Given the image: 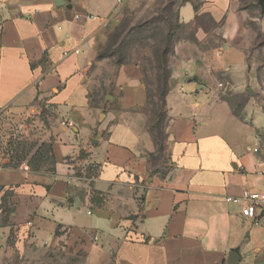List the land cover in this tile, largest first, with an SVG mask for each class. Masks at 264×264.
Returning a JSON list of instances; mask_svg holds the SVG:
<instances>
[{
	"label": "crops",
	"instance_id": "obj_1",
	"mask_svg": "<svg viewBox=\"0 0 264 264\" xmlns=\"http://www.w3.org/2000/svg\"><path fill=\"white\" fill-rule=\"evenodd\" d=\"M237 2L200 6L227 42L210 63L195 43L209 32L176 43L159 154L138 66H121L106 105L90 102L91 43L118 0H0V110L57 112L44 140L53 171L0 165V234L15 228L58 242L83 252L87 264H229L232 253L238 264H264V220L243 218L241 205L227 201L264 191V112L248 102L240 116L214 87L225 73L243 92L253 72L247 43L237 41ZM178 14L182 25L195 24L192 4ZM230 49L239 53L234 69L221 61Z\"/></svg>",
	"mask_w": 264,
	"mask_h": 264
},
{
	"label": "rangeland",
	"instance_id": "obj_2",
	"mask_svg": "<svg viewBox=\"0 0 264 264\" xmlns=\"http://www.w3.org/2000/svg\"><path fill=\"white\" fill-rule=\"evenodd\" d=\"M186 2L200 5L204 0L118 1L117 13L99 28L91 43L87 81L91 87L90 102L93 107L108 103L107 96L112 94V87L122 63L138 62L146 65L145 60L151 56L150 49L133 41L138 39L137 32L141 25L151 23L154 27L162 26L164 31L170 29L176 38L175 45L181 40H194L197 27H185L178 20V10ZM231 12L235 13L242 23V36L238 37L237 41L241 44L247 43L245 47L248 52V64L253 68V72L243 92L232 90L225 73L216 74L214 87L224 93V99L231 104L236 114L245 115L248 102H251L255 109L260 108L264 112V15L257 0H238ZM197 25H202L209 31L204 40H195V43L199 44V49L204 52L202 60L210 63L213 50L218 47L219 52H223V47L227 44L222 42L223 28L216 26L209 15L199 18ZM131 29L135 30L129 35ZM116 39L117 43L112 46ZM124 39L128 41V48H125L126 56L119 59L114 52ZM238 58L239 53L230 49L221 61L224 67L234 69ZM149 79L152 82L150 73ZM220 83L228 90L221 88ZM150 91L155 93V87H151ZM55 117L57 112L44 105L0 110V165L8 164L18 168L24 164L30 167L32 163L34 168L41 171L49 169V163H52L50 151L47 146L43 148V143L47 131L56 124ZM10 211V207L6 206L4 212L9 214ZM33 239L35 238L19 236L15 228L9 233L0 234V264H87L83 252H76L58 242L41 243Z\"/></svg>",
	"mask_w": 264,
	"mask_h": 264
},
{
	"label": "trees",
	"instance_id": "obj_3",
	"mask_svg": "<svg viewBox=\"0 0 264 264\" xmlns=\"http://www.w3.org/2000/svg\"><path fill=\"white\" fill-rule=\"evenodd\" d=\"M187 3L192 4L197 13V17H196L195 24L193 25V27L196 26L197 27L196 29L199 28V29L205 30L202 25H197V24H198L199 18H201L204 15H208V14H200L201 4L196 5L191 2H186L185 4ZM171 9H172V6H171ZM178 20H179V14H178ZM211 20L214 22L216 26H219V27L222 26V24H217L212 18ZM185 27H191V26H185ZM134 30L135 29H131V31H129L128 34L130 35L131 32H134ZM205 31L209 32L207 30ZM137 34H138L137 36L138 39L133 40V41L137 42L138 45L146 49H150L151 56L145 60L146 65H143L138 62H127V63H122V66L128 63L135 64L136 66L140 68L143 74L144 83L148 90V98H147V103L145 107H143L142 110L150 116V121H149L150 129L155 138V142L157 145V151L159 152V154H163L162 152H163V145L165 141V127L167 124V108H166L167 101L166 99L171 91V88H170V78H171L170 58L173 55L174 50H175L176 38H175L174 33L170 31V29L167 31H164L162 26L154 27L152 26L151 23L141 25L138 28ZM117 40L118 39L113 41L112 46H114L117 43ZM127 42L128 41L124 39V41H122L119 44V47L114 52L115 55L119 59H122L126 56L125 48H128L126 46ZM149 73L152 76V79H151L152 82H150ZM151 87H155V90H156L155 93H151L150 91ZM43 146H44L43 148H46V146H47V149L49 148V151H50L49 154H50L51 146L46 143H44ZM44 153L45 151H43V154ZM50 158H51L52 163L51 162L49 163L50 168L47 169V171L54 170L53 169L54 160L51 154H50ZM33 165L34 164L30 163L31 171L33 172L41 171L38 168H34Z\"/></svg>",
	"mask_w": 264,
	"mask_h": 264
},
{
	"label": "built area",
	"instance_id": "obj_4",
	"mask_svg": "<svg viewBox=\"0 0 264 264\" xmlns=\"http://www.w3.org/2000/svg\"><path fill=\"white\" fill-rule=\"evenodd\" d=\"M119 3L121 0H118ZM220 87H224L220 84ZM227 89V87H224ZM63 125L73 128L74 124L72 122H63ZM228 202L241 205V216L245 219L252 220L254 222H261L264 220V191H251L244 190L242 195L236 198H227ZM33 228V223L27 224V233L31 234ZM97 240V238L95 237Z\"/></svg>",
	"mask_w": 264,
	"mask_h": 264
},
{
	"label": "water",
	"instance_id": "obj_5",
	"mask_svg": "<svg viewBox=\"0 0 264 264\" xmlns=\"http://www.w3.org/2000/svg\"><path fill=\"white\" fill-rule=\"evenodd\" d=\"M258 5L262 9V14L264 15V0H257ZM237 260V261H236ZM239 258L235 253L230 254L228 263L229 264H238L239 263Z\"/></svg>",
	"mask_w": 264,
	"mask_h": 264
}]
</instances>
